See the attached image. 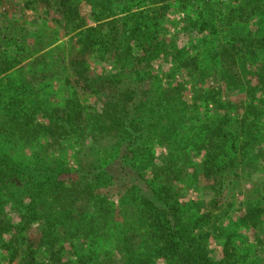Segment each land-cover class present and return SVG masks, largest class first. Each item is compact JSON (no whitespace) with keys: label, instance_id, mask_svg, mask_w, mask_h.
<instances>
[{"label":"trees","instance_id":"1","mask_svg":"<svg viewBox=\"0 0 264 264\" xmlns=\"http://www.w3.org/2000/svg\"><path fill=\"white\" fill-rule=\"evenodd\" d=\"M85 1L100 17L96 13L104 6L102 1ZM38 3L71 12L78 8L75 0ZM220 15L204 22L211 36L206 40L215 43L211 53L216 55L203 66L189 49L174 45L164 49L146 41L142 45L148 57L163 50L181 55L176 60L194 85L191 103L182 99L183 87L163 86L152 74L150 60L133 58L129 47L117 60L119 72L98 81L102 114L83 111L77 101L72 109L44 108L37 101L22 109L14 94L10 104L2 106L0 88V264H238L227 240L220 258L211 257L210 240L220 237L217 217L209 206L202 212L183 200L178 187L183 170L191 166L209 180L222 176L234 163L256 167L264 157V0H233ZM140 29L143 37L153 38L156 32L154 26ZM88 32L84 28L79 35ZM112 48H104L105 54ZM5 56L0 47V77L8 71L4 67L20 62ZM206 73L214 74L216 86H199ZM232 95H241L242 113L229 112ZM111 130L112 142L95 143ZM35 134L51 137L47 146L36 141L38 150L52 143L72 145L76 168L69 169L53 151L36 157L35 168L7 154L6 144L30 143ZM62 134L71 138L61 139ZM88 138L93 145L83 148ZM154 145L166 155L155 160ZM102 148L114 157L102 162L98 158ZM116 183L122 192L115 190ZM186 183L197 187L194 181ZM127 206L136 223L128 224L121 216ZM263 215L261 208L248 207L238 222L244 231L259 230ZM36 223L38 234L29 236L26 231Z\"/></svg>","mask_w":264,"mask_h":264},{"label":"rangeland","instance_id":"2","mask_svg":"<svg viewBox=\"0 0 264 264\" xmlns=\"http://www.w3.org/2000/svg\"><path fill=\"white\" fill-rule=\"evenodd\" d=\"M101 1L104 6L96 13L98 15L100 12V17H96L85 0H75L78 8L72 9V12L64 7H39L38 0H0V47L5 50V58L15 57L20 60L18 64L3 68L8 71L0 77L2 106L10 104L14 94L18 96L22 109L30 108L36 101L44 108L72 109V104L77 101L83 111L102 114L105 107L103 100L96 96V92L100 93L98 81L109 73L119 72L121 64L117 60L122 57L126 47L130 48L133 58L150 60L152 74L163 86H168L169 89L183 87L182 99L188 103L193 101V82L186 75L188 71L180 67L176 60L181 55L169 54L163 50L148 57L150 55L142 52V45L146 41L164 46V49L173 45L179 50L189 49L188 52L191 50L202 66L208 64L215 59L216 52L211 53L215 43L213 45L206 40L211 36H208L209 31L204 27V22L216 16L220 18V14L228 10L229 3L233 0ZM75 23L79 26H75ZM145 26H154L156 32L153 38L141 36L139 27ZM84 28L89 32L79 35ZM120 35L122 37L119 38ZM89 44L94 45L91 47ZM84 45L91 48L87 46L84 49ZM111 45L112 52L105 54L104 48ZM86 70L89 72L85 74ZM193 78L197 79V74ZM204 78V82L199 84L200 87L216 86L214 74L206 73ZM228 101L232 107L229 112L242 113L239 105L243 101L241 95L229 96ZM4 116L5 113L1 120ZM39 120L41 123L45 122ZM64 136L66 135L62 134L61 139ZM113 137L111 130L95 143H110ZM50 138L45 134H35L30 143L24 141L13 146L11 142L5 145V150L9 156L11 154L21 161L30 162L29 166L32 168L38 165L39 160H35L36 157L53 151L63 158L69 169L76 168L72 145L60 146L52 143L53 147L43 146L41 150L35 146L36 141L41 140L45 145ZM70 138L71 136H66L64 140L68 141ZM92 145L93 142L88 138L82 146L88 148ZM152 154L156 160L166 155V150L154 145ZM252 154L258 155V151L253 150ZM112 157L114 155L108 149L98 150V158L102 162H107ZM182 163L178 159L181 169ZM157 164L160 165L159 161ZM234 164L222 176L209 180L199 176L194 166L186 168L183 170L185 175L182 183L178 187L184 194L183 200L193 202L196 209L202 212H206L209 206V211L217 217L220 230L216 235L220 236L219 241L211 239L209 244L213 259L220 258L223 242L227 240L234 250V258L238 264H264V215L259 230L244 231L238 222L248 207L264 210V157L260 158L256 167L244 168L242 163ZM148 173L150 174L149 171ZM192 181L196 182L197 187L187 185L186 182ZM114 187L116 191L122 192L120 184L116 183ZM206 191H212L211 195ZM117 194L114 193V206L119 202ZM121 216L127 219L128 224L137 221L135 213L129 207ZM121 220L123 221L122 218ZM26 233L29 236L37 235V223Z\"/></svg>","mask_w":264,"mask_h":264}]
</instances>
